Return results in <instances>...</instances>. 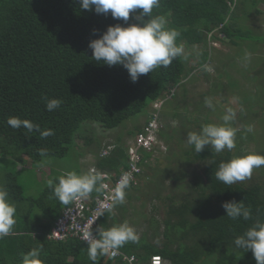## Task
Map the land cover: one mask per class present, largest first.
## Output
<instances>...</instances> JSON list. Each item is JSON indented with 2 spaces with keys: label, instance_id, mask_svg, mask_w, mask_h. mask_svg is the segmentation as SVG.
<instances>
[{
  "label": "trees",
  "instance_id": "trees-1",
  "mask_svg": "<svg viewBox=\"0 0 264 264\" xmlns=\"http://www.w3.org/2000/svg\"><path fill=\"white\" fill-rule=\"evenodd\" d=\"M245 1L161 0L153 15L167 16L168 26L181 33L178 43L209 45L208 35L212 34L213 40L223 41L221 36H224L238 47L245 42L256 50L255 42L264 43V33L240 21L262 11L257 7L258 0H253L256 11L247 7L245 14L238 15L236 6L240 5L241 9ZM117 23L124 24L110 13L82 10L79 0H0V157L15 163L13 167L0 166V184L8 188L17 207L13 234L0 240V264H20L22 253L41 244L45 264H92L86 242L75 237L67 240L49 237L61 212L69 205L61 204L47 184L37 196L25 195L15 169L17 164L40 161V149H47L50 157L62 158L75 149L80 137L84 139L83 148L88 147L95 154L97 170L110 174L114 180L129 166L128 146L119 136L114 148L103 156L100 141L94 134L86 133L89 125L98 124L109 130L118 128L143 113L152 102H166L174 97L176 87L184 86L182 81L188 75L190 57L178 58L168 68L141 75L136 82H132L122 65L110 67L93 60L90 41L100 38L109 26ZM128 23L139 21L130 19ZM253 32L259 35L256 41ZM211 58L209 52H204L200 64ZM257 88L261 91L259 100L262 99L257 102L264 108V85ZM45 96L62 100L61 107L47 111ZM154 112L153 107L145 126L136 125L128 133L135 136L143 133ZM10 116L30 119L42 130L53 129L55 134L41 138L38 132L26 134L23 128L13 129L7 124ZM182 116L175 111L171 118L176 122L181 120V127L170 123L163 129L160 123L157 135L164 140L166 148L173 152L181 149L175 154H184L185 162L193 164L194 169L189 174L184 166L177 164L176 173L171 176L174 186H163V181L156 188L153 186V198L160 201L163 210L162 233L159 219L155 216L153 221L154 238L158 240L152 242L140 236L139 243L125 244L119 251L135 255L140 264H150L154 255L171 264H257L251 251L237 250L233 241L255 220L264 221V179L228 186L214 175L222 160L246 154L243 153L246 145L254 139L253 131H247L252 120L238 130L236 148L232 151L215 154L206 146L204 151L196 153L192 146L183 143L188 132L200 129L196 130L195 125L188 128ZM158 119L161 122L160 115ZM96 141L101 144L98 149L92 147ZM151 157L145 153V160ZM134 184L131 183L127 192L135 190ZM91 195L98 196L95 192ZM231 200L251 206L253 220L228 218L222 204ZM122 206L106 212L99 225L108 228L122 223L123 218L115 214ZM154 211L158 212L159 208L155 207ZM98 264L129 263L122 255L116 258L109 255L100 257Z\"/></svg>",
  "mask_w": 264,
  "mask_h": 264
},
{
  "label": "clouds",
  "instance_id": "clouds-1",
  "mask_svg": "<svg viewBox=\"0 0 264 264\" xmlns=\"http://www.w3.org/2000/svg\"><path fill=\"white\" fill-rule=\"evenodd\" d=\"M79 3L82 10L94 9L97 14L104 15L110 13L113 19L124 22V24L117 23L109 26L100 38L90 41L89 48L93 50V60L110 67L122 65L128 71L132 82L138 81L141 75L153 73L158 68H168L178 58L187 59L184 44L177 42L181 33L168 26L166 15H153V10L161 6V0H79ZM130 19L139 21V23L129 24ZM251 55L246 51L244 60L250 61ZM203 67L206 71L211 70L208 65ZM44 100L49 112L59 109L62 105V100L58 98L49 99L45 96ZM205 105L215 110L212 98H205ZM236 115V111L228 107L221 118L222 123L204 124L199 131L188 132L186 144L192 146L196 153L204 151L206 146H210L215 154H221L225 150L232 151L237 144L238 129L232 126ZM7 124L16 130L25 129L26 134L38 132L41 138L55 134L53 129L42 130L39 124L19 116H10ZM247 131H253L252 126H248ZM165 146L158 137L156 147L144 152V157L145 153L153 156L159 151L158 148L162 149ZM39 155L42 159L38 161V167L51 162L47 149H40ZM145 162L143 158L142 172L139 176L144 171ZM262 166H264V155L251 152L234 156L227 161L222 160L214 175L216 180L231 186L250 179L254 170ZM131 181V173L125 172L115 186L110 187V184L106 182L105 174L92 168L87 172L70 171L56 178H49L47 186L52 189L55 198L65 206L78 200L88 199L95 192L98 194L96 215L98 219L106 212L111 213L118 205L126 202L127 190L131 186ZM101 196L104 197L102 201L99 200ZM222 207L226 210V216L232 220L240 218L244 221L253 220L251 206H246L243 201H225ZM16 213V203L10 197L8 188L0 184V240L13 234L17 223ZM81 239L88 246V259L92 261V264H98L100 257L116 256L118 250L125 244L139 243L140 235L135 227L124 221L108 228L99 225L95 229V235L93 229L85 227L82 230ZM233 243L237 250L251 251L257 264H264V221L255 220L243 234L235 237ZM154 256L151 257L152 264ZM160 258L162 264L165 259L162 256ZM20 264H45L43 245L22 253Z\"/></svg>",
  "mask_w": 264,
  "mask_h": 264
},
{
  "label": "rangeland",
  "instance_id": "rangeland-1",
  "mask_svg": "<svg viewBox=\"0 0 264 264\" xmlns=\"http://www.w3.org/2000/svg\"><path fill=\"white\" fill-rule=\"evenodd\" d=\"M238 1L240 2V0ZM245 2L243 3L244 7L241 9L240 5L236 6V9L240 12L238 15H243L248 10L256 11L257 8L254 7L253 0H246ZM256 4L262 11L261 14H253L252 17L245 18L240 22L255 29L258 27L259 31L264 33V0H258ZM252 34L255 35L253 37L255 41L258 40L259 35L254 32ZM211 35H208L209 43L216 47L209 48L210 44L188 45L183 42L185 54L188 59L190 57L187 66L189 72L183 78L182 84L184 86L176 87V95L163 102L159 109L160 123L162 126L164 125L163 129H165V125L170 123L181 127V120L176 122L171 118L175 111H179L188 124V128L195 125V129L199 130L201 126H198V123L202 125L222 123V116L226 109L231 107L237 113V118L232 123L233 127L239 130L246 124H251L250 121L252 120L251 126L254 139L252 142L249 141L243 153L255 152L264 155V108L257 102L261 95V91L259 92L257 87L264 85V43L257 44L259 41H256L255 45L257 48L253 50L245 42L238 47L230 42L227 37L221 36L223 41H217L213 40V38L211 39ZM214 41L217 42L215 43ZM246 51L252 54L250 61L244 60ZM204 52H209L212 60L205 64H200V58ZM204 65H208L211 70H204ZM205 98H212L215 110L205 105ZM261 100L259 101L262 102ZM153 104L152 102L143 111L144 114L141 113L139 116L127 120L118 128L109 130L98 124H90L88 131L84 132L95 135L96 140H99L102 144V153L110 145H114L119 136L123 137L125 145L129 147L138 136V134L136 136L129 134V130L136 125L145 126L150 114L153 112ZM146 111L148 113H145ZM97 141L92 145L93 148L98 149L100 143ZM77 143L78 145L75 149L72 148L66 156L62 158L51 157V162L43 167H38V162L29 160L26 165L17 164L15 169L20 177L25 195L37 196L47 184L49 178H56L65 172H78L81 170L82 173L92 168L97 169L95 154L88 147L83 148L84 139L78 137ZM162 143L166 145L164 140H162ZM184 144L186 143H183V146ZM165 148H158L159 153L157 152L151 158L146 159L144 171L136 184H134L135 190L127 192L131 193L132 196L128 197L127 195L126 202L120 209L115 211L119 219L123 218V222H129L130 225L137 229L140 236H145L152 242L158 240L154 238V227H156V224H153V221L155 216L159 219L158 224L161 225L160 232L162 233L164 230L163 220L161 219L163 210L161 209L160 201L153 198V193L155 192L153 186L156 188L160 181H163V186H174L175 182L171 176L175 175L174 167L177 164L179 166L182 165L181 167L184 166V169L189 174L194 169L193 164L185 162L186 156L184 154H175V151L180 152L181 149H176L173 152L170 148ZM14 165V161L0 157L1 167H13ZM259 179H264V166L254 170L253 175L246 182L250 183ZM164 190V194H167L168 190L166 188ZM155 207L159 208L158 212L154 211ZM150 264H152V259ZM162 264L171 263L164 260Z\"/></svg>",
  "mask_w": 264,
  "mask_h": 264
},
{
  "label": "built area",
  "instance_id": "built-area-1",
  "mask_svg": "<svg viewBox=\"0 0 264 264\" xmlns=\"http://www.w3.org/2000/svg\"><path fill=\"white\" fill-rule=\"evenodd\" d=\"M162 104L163 101H157L154 103V117L149 121L148 126L145 127V131L143 133H139L136 137V141L133 142V144L128 148L129 166L123 171V173H131V183L135 182L139 174L142 172L144 152L151 151L156 147V144L158 143L157 133L160 129V122L158 117L159 109L161 108ZM113 148L114 145H110L108 149L104 150L102 155H108ZM104 174L106 178H109L106 180V182L110 184V187H114L116 182L122 175L121 174L118 178L112 180L109 174ZM91 196L85 200H78L63 209L60 217L52 227L51 234L49 236L51 239L67 240L71 237H75L82 240V230L85 227L93 229L95 235V229L99 225V220L102 216L96 219V215L98 212V196ZM99 200H104V197H99ZM121 255L123 256V259L127 260L130 264H138L137 259L134 255L127 256L119 250L116 256L110 257L116 258ZM161 262L162 259L160 258V256L153 257V264H161Z\"/></svg>",
  "mask_w": 264,
  "mask_h": 264
},
{
  "label": "crops",
  "instance_id": "crops-1",
  "mask_svg": "<svg viewBox=\"0 0 264 264\" xmlns=\"http://www.w3.org/2000/svg\"><path fill=\"white\" fill-rule=\"evenodd\" d=\"M110 175V174H109ZM111 176V175H110Z\"/></svg>",
  "mask_w": 264,
  "mask_h": 264
}]
</instances>
